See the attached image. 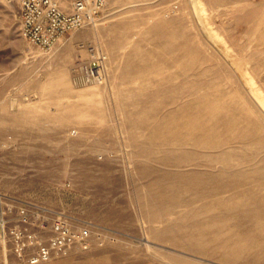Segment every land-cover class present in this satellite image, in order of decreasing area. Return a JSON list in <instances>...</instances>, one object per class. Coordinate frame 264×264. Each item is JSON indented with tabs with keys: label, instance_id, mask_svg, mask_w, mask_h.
Masks as SVG:
<instances>
[{
	"label": "rangeland",
	"instance_id": "1",
	"mask_svg": "<svg viewBox=\"0 0 264 264\" xmlns=\"http://www.w3.org/2000/svg\"><path fill=\"white\" fill-rule=\"evenodd\" d=\"M0 193V264L18 230L42 264H264V0H108L49 52L0 0Z\"/></svg>",
	"mask_w": 264,
	"mask_h": 264
},
{
	"label": "built area",
	"instance_id": "2",
	"mask_svg": "<svg viewBox=\"0 0 264 264\" xmlns=\"http://www.w3.org/2000/svg\"><path fill=\"white\" fill-rule=\"evenodd\" d=\"M108 0H19V19L24 37L44 51H52L66 35L94 26L100 20ZM103 64L96 62L91 67L82 68L81 80L85 83L103 78ZM11 201V197L0 193L2 203ZM19 215L27 220L26 208H19ZM7 220L0 213V237L4 233ZM60 229L59 226L56 227ZM32 233L14 231L12 250L15 262L3 264H42L52 258V248L34 241ZM37 250L30 253L32 244Z\"/></svg>",
	"mask_w": 264,
	"mask_h": 264
},
{
	"label": "bare ground",
	"instance_id": "3",
	"mask_svg": "<svg viewBox=\"0 0 264 264\" xmlns=\"http://www.w3.org/2000/svg\"><path fill=\"white\" fill-rule=\"evenodd\" d=\"M259 100V99H258ZM196 170V169H195ZM245 210V209H244ZM235 212H238V211H235ZM264 217V216H263ZM249 222V221H248ZM256 224V223H255ZM242 227V226H241ZM249 234V233H248ZM234 235V234H233ZM234 237V236H233ZM236 246V245H235ZM251 251V250H250ZM253 260V259H252Z\"/></svg>",
	"mask_w": 264,
	"mask_h": 264
}]
</instances>
